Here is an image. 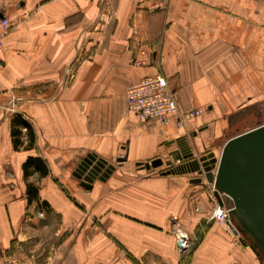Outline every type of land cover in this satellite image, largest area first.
<instances>
[{"label": "crops", "instance_id": "obj_1", "mask_svg": "<svg viewBox=\"0 0 264 264\" xmlns=\"http://www.w3.org/2000/svg\"><path fill=\"white\" fill-rule=\"evenodd\" d=\"M160 1L0 0V34L10 22L0 47V254L37 207L66 229L85 215L69 264H258L227 224L209 221L211 185L169 165L185 141L196 158L218 155L262 116L264 0ZM155 75L182 112L203 114L182 127L140 120L127 91ZM89 154L115 167L92 190L75 176Z\"/></svg>", "mask_w": 264, "mask_h": 264}, {"label": "water", "instance_id": "obj_2", "mask_svg": "<svg viewBox=\"0 0 264 264\" xmlns=\"http://www.w3.org/2000/svg\"><path fill=\"white\" fill-rule=\"evenodd\" d=\"M178 159L192 160L186 173H198L192 183L208 182L214 186L218 203L229 211L228 227L251 251L258 264H264V124L230 138L219 156L209 153L199 158L187 145ZM157 160L145 167H160ZM115 167L96 155H87L78 165L75 176L81 186L92 190L96 179L106 180ZM171 171H169L170 173ZM179 247L184 249V238Z\"/></svg>", "mask_w": 264, "mask_h": 264}, {"label": "rangeland", "instance_id": "obj_3", "mask_svg": "<svg viewBox=\"0 0 264 264\" xmlns=\"http://www.w3.org/2000/svg\"><path fill=\"white\" fill-rule=\"evenodd\" d=\"M262 112L261 117L258 119L254 117L251 121H246L231 136H237L263 125L264 109ZM190 161L192 160H185L186 163ZM178 171L181 170L173 169L172 173ZM40 212L37 207L31 208L27 217L28 222L21 229L20 236L13 241L10 250L0 254V264H69L70 249L74 246L81 228L86 223L85 215H82L73 228L66 229L60 218H55L50 214L42 216ZM30 218L32 220H29ZM34 218H36L35 222H33ZM209 221L216 222L211 220L210 216ZM94 223L98 224L99 221L94 220ZM181 250H185V248ZM254 260H256L255 257Z\"/></svg>", "mask_w": 264, "mask_h": 264}, {"label": "built area", "instance_id": "obj_4", "mask_svg": "<svg viewBox=\"0 0 264 264\" xmlns=\"http://www.w3.org/2000/svg\"><path fill=\"white\" fill-rule=\"evenodd\" d=\"M167 0H162L156 4L157 8L163 7ZM3 31L0 34V47L2 46L4 37L10 29V22L3 19L1 22ZM2 68V63H0ZM128 109L138 116L143 122H157L162 125L175 124L177 127H182L187 121L194 120L203 114L202 109H192L187 112H182L178 106L176 94L170 89L168 80L163 75H155L144 78L141 82L131 86L126 95ZM187 145L186 141L184 142ZM187 147H189L187 145ZM176 163H179L176 165ZM190 162L176 159V162L169 165V170L172 171L177 166L186 170ZM172 168V169H171ZM200 177L198 173H189ZM211 185V184H210ZM212 187V193L215 189ZM216 206L210 215L211 220H215L219 224H226L229 218V211L221 206L216 197Z\"/></svg>", "mask_w": 264, "mask_h": 264}, {"label": "trees", "instance_id": "obj_5", "mask_svg": "<svg viewBox=\"0 0 264 264\" xmlns=\"http://www.w3.org/2000/svg\"><path fill=\"white\" fill-rule=\"evenodd\" d=\"M14 124L15 125H19L21 127H24L32 135L31 136L32 137V140L34 139V135H33V132H32L30 123H28L27 121L21 119V117L18 115L14 119ZM21 134H22V131L20 129L18 130V129H16L14 127L13 132H12V135H13V140H14V146H15L16 149H19L22 146V142L20 140ZM32 161L33 160L30 159L25 164L26 174H27V168L29 167V164L32 163ZM34 162L35 163L36 162L39 163V160L34 161ZM36 166H37V168H39V170H40V172H41L42 175H46L47 174V171L42 168V165L41 164H37ZM28 199H29V202L30 203L33 201V199H38V189H36V187H34L31 183L28 184Z\"/></svg>", "mask_w": 264, "mask_h": 264}]
</instances>
